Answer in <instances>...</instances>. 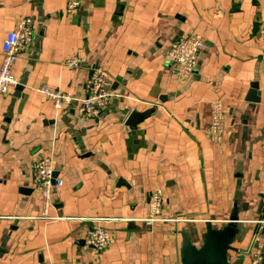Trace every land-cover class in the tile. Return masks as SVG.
I'll list each match as a JSON object with an SVG mask.
<instances>
[{"label":"crops","instance_id":"1","mask_svg":"<svg viewBox=\"0 0 264 264\" xmlns=\"http://www.w3.org/2000/svg\"><path fill=\"white\" fill-rule=\"evenodd\" d=\"M22 16L34 39L12 70L19 86L0 95V264H182V231L200 248L207 222L232 218L228 264H251L264 208V0H82L73 13L66 0H0V63ZM189 32L205 47L178 79L165 56ZM74 57L79 65H68ZM94 64L115 94L97 118L75 105L58 111L36 90L83 96ZM254 83L258 102L247 99ZM215 98L226 111L220 143L208 133ZM147 110L134 133L127 118ZM41 155L53 156L63 180L48 209L57 220L44 218L34 188ZM155 187L162 220L146 225ZM91 218H107L112 234L99 253L85 240Z\"/></svg>","mask_w":264,"mask_h":264},{"label":"built area","instance_id":"2","mask_svg":"<svg viewBox=\"0 0 264 264\" xmlns=\"http://www.w3.org/2000/svg\"><path fill=\"white\" fill-rule=\"evenodd\" d=\"M82 0H66V11L76 12L81 6ZM34 24L29 16L20 17L13 30L8 32L2 44V59L0 63V95L10 88H17L19 81L13 75L12 70L23 50L27 49L34 39ZM205 47L204 39L193 32L177 37L166 53V63L172 76L178 79H187L194 72L201 53ZM70 66H78L79 59L71 58L66 62ZM108 70L94 64L90 68L89 79L86 85V93L78 96L63 89H51L47 86H38L36 90L44 94L52 101L56 110H63L71 105L78 107L79 115L83 118H97L108 108L114 91ZM227 131L226 111L224 100L215 98L211 101L210 121L208 133L214 142L220 143L224 140ZM54 158L52 155H41L37 157L32 165V177L34 188L40 193L44 210V218L57 220L60 216H49L48 209L52 206V191L55 186H62L63 180L54 177ZM164 192L162 188L155 187L151 191L148 214L142 219L146 225L162 220L164 207ZM264 207V202H263ZM91 227L87 235L86 244L94 249L96 253L101 252L112 242L111 232L102 225L107 218H91ZM256 223L254 233L255 251L252 255L251 264H262L264 260V208ZM90 264H99L92 260Z\"/></svg>","mask_w":264,"mask_h":264},{"label":"water","instance_id":"3","mask_svg":"<svg viewBox=\"0 0 264 264\" xmlns=\"http://www.w3.org/2000/svg\"><path fill=\"white\" fill-rule=\"evenodd\" d=\"M247 99L249 101L258 102V84H252ZM150 110L145 112L133 111L126 120V124L135 133L138 124L142 123L148 116ZM236 219L232 218L228 224L221 228H213L207 222L206 232L203 236V245L198 248L192 243L187 236L186 231H182V264H228L229 251H236L233 247L234 240L239 232Z\"/></svg>","mask_w":264,"mask_h":264}]
</instances>
